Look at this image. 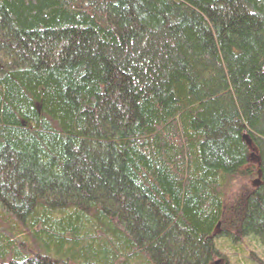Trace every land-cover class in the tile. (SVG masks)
Instances as JSON below:
<instances>
[{"label": "trees", "instance_id": "1", "mask_svg": "<svg viewBox=\"0 0 264 264\" xmlns=\"http://www.w3.org/2000/svg\"><path fill=\"white\" fill-rule=\"evenodd\" d=\"M235 240L264 246V0H0V264Z\"/></svg>", "mask_w": 264, "mask_h": 264}, {"label": "rangeland", "instance_id": "2", "mask_svg": "<svg viewBox=\"0 0 264 264\" xmlns=\"http://www.w3.org/2000/svg\"><path fill=\"white\" fill-rule=\"evenodd\" d=\"M246 185H248V182L239 178L233 182L227 192L229 194L241 192ZM230 244H227L228 247L226 249H222L218 264H264V246L260 247L256 244V246H253L252 244H247L246 240H235ZM213 263L214 261H212Z\"/></svg>", "mask_w": 264, "mask_h": 264}, {"label": "water", "instance_id": "3", "mask_svg": "<svg viewBox=\"0 0 264 264\" xmlns=\"http://www.w3.org/2000/svg\"><path fill=\"white\" fill-rule=\"evenodd\" d=\"M247 141V140H246ZM247 143H249L248 141H247Z\"/></svg>", "mask_w": 264, "mask_h": 264}]
</instances>
